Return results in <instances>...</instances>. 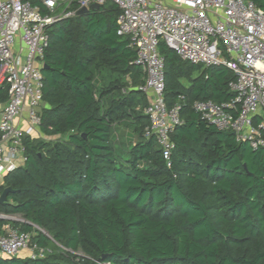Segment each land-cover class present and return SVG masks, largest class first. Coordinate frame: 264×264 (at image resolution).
<instances>
[{"label":"trees","instance_id":"obj_1","mask_svg":"<svg viewBox=\"0 0 264 264\" xmlns=\"http://www.w3.org/2000/svg\"><path fill=\"white\" fill-rule=\"evenodd\" d=\"M249 1L264 10V0ZM118 13L107 4L50 28L40 128L50 140H25L27 161L4 178L1 190L12 192L0 203V212L27 221L12 226L50 253L0 264H264V149L193 108L231 101L235 74L160 44L165 101L181 106L183 122L167 161L145 137L144 74L117 33ZM8 98L0 87V104Z\"/></svg>","mask_w":264,"mask_h":264},{"label":"built area","instance_id":"obj_2","mask_svg":"<svg viewBox=\"0 0 264 264\" xmlns=\"http://www.w3.org/2000/svg\"><path fill=\"white\" fill-rule=\"evenodd\" d=\"M0 0V87L9 98L0 104V199L4 178L27 161L25 140L42 138L43 69L50 28L90 9L115 5L119 36L136 50L134 64L144 82L137 88L149 98L146 138H156L169 161L175 147L172 133L182 125L181 106L165 101V43L178 56L205 68L223 66L236 80L235 97L226 103L197 101L202 120L231 131L238 142L264 149V10L249 0ZM127 91H124L126 93ZM20 216V215H18ZM17 215L0 212V257L43 259L50 251L32 242L33 234L15 228Z\"/></svg>","mask_w":264,"mask_h":264},{"label":"water","instance_id":"obj_3","mask_svg":"<svg viewBox=\"0 0 264 264\" xmlns=\"http://www.w3.org/2000/svg\"><path fill=\"white\" fill-rule=\"evenodd\" d=\"M101 8H102V6H100L98 4H94L93 6H91L90 9L84 8V9L80 10L78 15L88 14L93 10H100ZM44 69H47V65L44 66ZM11 192H12V189L9 187L4 189L2 196H1V199H0V203L2 205L6 206L9 203L8 197H9V194Z\"/></svg>","mask_w":264,"mask_h":264},{"label":"rangeland","instance_id":"obj_4","mask_svg":"<svg viewBox=\"0 0 264 264\" xmlns=\"http://www.w3.org/2000/svg\"><path fill=\"white\" fill-rule=\"evenodd\" d=\"M125 132H127L126 128H120V129H119V132H118V135H121V136L125 137V136H126V133H125ZM44 139H46L47 141L50 140L49 138H44ZM58 139H60V138H58ZM118 146H119V145H118ZM17 216H18V215H17ZM18 219L23 221L24 218H23L22 216H18ZM43 233L47 234L46 231H43ZM47 235H48V234H47Z\"/></svg>","mask_w":264,"mask_h":264},{"label":"crops","instance_id":"obj_5","mask_svg":"<svg viewBox=\"0 0 264 264\" xmlns=\"http://www.w3.org/2000/svg\"><path fill=\"white\" fill-rule=\"evenodd\" d=\"M39 2H40V0H38ZM40 5H41V3H40ZM77 16H79V15H77ZM126 133V132H125ZM0 227H1V224H0Z\"/></svg>","mask_w":264,"mask_h":264}]
</instances>
